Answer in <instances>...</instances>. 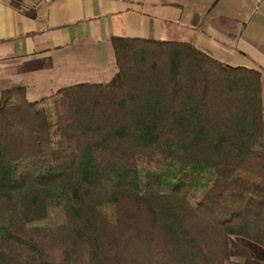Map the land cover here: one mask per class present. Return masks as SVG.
<instances>
[{"label": "trees", "instance_id": "16d2710c", "mask_svg": "<svg viewBox=\"0 0 264 264\" xmlns=\"http://www.w3.org/2000/svg\"><path fill=\"white\" fill-rule=\"evenodd\" d=\"M108 83L0 95V264H230L264 249L262 76L113 37Z\"/></svg>", "mask_w": 264, "mask_h": 264}, {"label": "crops", "instance_id": "0c3cea01", "mask_svg": "<svg viewBox=\"0 0 264 264\" xmlns=\"http://www.w3.org/2000/svg\"><path fill=\"white\" fill-rule=\"evenodd\" d=\"M113 37L190 43L260 72L264 118V0H0V95L22 86L31 102L63 72H117Z\"/></svg>", "mask_w": 264, "mask_h": 264}, {"label": "rangeland", "instance_id": "374dc122", "mask_svg": "<svg viewBox=\"0 0 264 264\" xmlns=\"http://www.w3.org/2000/svg\"><path fill=\"white\" fill-rule=\"evenodd\" d=\"M116 72H63L59 83L53 82L50 85V92L42 94L36 100L30 99L31 102H39L44 98L43 95L50 96L56 93L60 88L79 85L83 83H108L115 77ZM230 264H264V249L258 245L240 238H229Z\"/></svg>", "mask_w": 264, "mask_h": 264}]
</instances>
